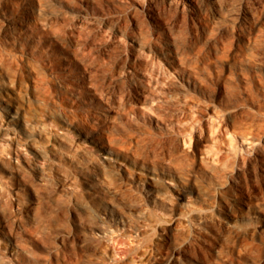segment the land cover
I'll return each mask as SVG.
<instances>
[{
	"label": "rangeland",
	"instance_id": "374dc122",
	"mask_svg": "<svg viewBox=\"0 0 264 264\" xmlns=\"http://www.w3.org/2000/svg\"><path fill=\"white\" fill-rule=\"evenodd\" d=\"M0 264H264V0H0Z\"/></svg>",
	"mask_w": 264,
	"mask_h": 264
}]
</instances>
